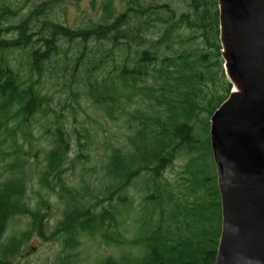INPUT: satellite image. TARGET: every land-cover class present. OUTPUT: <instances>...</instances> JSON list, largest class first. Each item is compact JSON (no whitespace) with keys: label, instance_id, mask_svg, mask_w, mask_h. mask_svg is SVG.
<instances>
[{"label":"trees","instance_id":"trees-1","mask_svg":"<svg viewBox=\"0 0 264 264\" xmlns=\"http://www.w3.org/2000/svg\"><path fill=\"white\" fill-rule=\"evenodd\" d=\"M63 1L45 0L20 25L10 27L17 37L0 36V125L12 127L13 137L24 136L32 116L49 115L53 99L43 93L41 84L46 72L53 78L54 68L65 73L64 86L73 96L85 87L105 115L113 119L120 111L126 113L131 135L127 149L111 148L104 196L86 207L69 201L53 235L62 233L69 247H75L82 232L99 233L105 242H128L129 251L120 259L110 256L101 264H215L222 203L210 120L232 90L221 57L218 0H124L122 10L115 0H104L99 20L76 28L53 17L55 4ZM199 39L205 47L199 46ZM16 51L26 57L25 74L11 59ZM132 104H137L133 110ZM203 113L208 119L202 129L206 139L196 136L195 130ZM56 121V146L45 174L58 169L67 149L65 127ZM13 143L19 158L20 147ZM181 153L188 161L172 186L165 171ZM24 164L23 157L9 164L8 171L19 174L0 184V240L9 220L24 214L43 235L41 211L34 212L23 202ZM139 178L144 179V196L134 212L137 230L133 239H119L133 206L128 189ZM57 185L66 192L63 180ZM102 203H108L104 211L90 215ZM17 245L15 240L4 245V253L10 249L12 255L4 256L2 264L17 253Z\"/></svg>","mask_w":264,"mask_h":264},{"label":"rangeland","instance_id":"rangeland-1","mask_svg":"<svg viewBox=\"0 0 264 264\" xmlns=\"http://www.w3.org/2000/svg\"><path fill=\"white\" fill-rule=\"evenodd\" d=\"M44 1L0 0V36L17 37L16 30L10 27L20 25L30 11ZM103 1L64 0L55 4L53 17L66 26L74 28L86 26L90 20H99ZM123 1L115 0L120 10L123 9ZM33 28L38 29L34 26ZM198 44L200 47H205L201 39L198 40ZM66 46L64 45L65 48ZM74 48V52L77 53L79 46ZM23 54V51H16L14 55L11 53V59L16 68L18 67L22 74H25L27 67L26 57ZM52 72L53 78L49 72H46L41 84L43 93H47L53 99L49 115L44 116L40 112L32 116L26 127L28 136H22L19 133V136L15 134L13 137L9 132L13 129L12 127L0 125V184L19 174V172L8 171L9 164L12 165L14 160L23 157L25 159L23 202L34 212L41 211L40 217L43 224V235H41L29 214L10 219L0 240V264L3 263L4 256L7 258L12 255L10 249L8 254L4 253V245L12 240L18 244L17 253L9 258L8 264H101L110 256L120 259L129 251L128 242H105L99 233L82 232L76 236L75 247H69L62 233L58 232L55 236L53 233L60 227L69 203L75 200L79 202L78 205L86 207L84 204L87 202L95 203L104 196L105 164L112 147L128 148L131 118L123 111H120L113 119L105 115L104 111L86 94L85 87L79 96H73L69 87L64 86V81L67 79L64 77L65 73L55 72L54 68ZM57 75H59L58 79ZM135 107L137 104H132L131 110ZM57 118L65 127L63 136L67 149L63 160L58 164V169L45 174L49 171V154L56 146L55 133L58 135L56 128L59 125ZM200 119L202 121L195 124L196 136L206 139L207 133L204 134L203 130L204 123L208 120L207 114L203 113ZM13 140L20 147L19 153L22 156L19 158L13 153L17 149L12 148ZM212 158L214 160L213 151ZM187 161L188 156L181 153L165 171V179L170 180L172 186L178 183L177 180ZM59 180H63L66 185V192L62 186L57 185ZM46 181L49 185H46ZM142 185H144V179L139 178L128 189L133 206L123 225L126 231L123 236H117L119 239L125 236L133 239L135 236L138 224L135 222L134 212L138 210L144 196ZM43 202L46 206H43ZM104 206H108V203L105 205L102 203L97 208L90 209V215L93 212H103ZM123 227H121V233H123ZM130 249L135 251L132 244Z\"/></svg>","mask_w":264,"mask_h":264},{"label":"water","instance_id":"water-1","mask_svg":"<svg viewBox=\"0 0 264 264\" xmlns=\"http://www.w3.org/2000/svg\"><path fill=\"white\" fill-rule=\"evenodd\" d=\"M232 84L210 120L222 203L215 264H264V0H218Z\"/></svg>","mask_w":264,"mask_h":264},{"label":"bare ground","instance_id":"bare-ground-1","mask_svg":"<svg viewBox=\"0 0 264 264\" xmlns=\"http://www.w3.org/2000/svg\"><path fill=\"white\" fill-rule=\"evenodd\" d=\"M171 33V32H170ZM168 48V47H167Z\"/></svg>","mask_w":264,"mask_h":264}]
</instances>
